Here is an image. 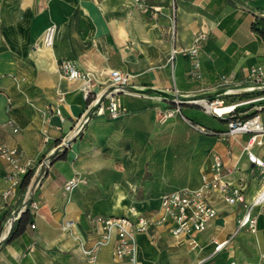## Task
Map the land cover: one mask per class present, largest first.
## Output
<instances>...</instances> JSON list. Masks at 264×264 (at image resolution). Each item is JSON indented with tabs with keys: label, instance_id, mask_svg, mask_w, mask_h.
<instances>
[{
	"label": "crops",
	"instance_id": "obj_1",
	"mask_svg": "<svg viewBox=\"0 0 264 264\" xmlns=\"http://www.w3.org/2000/svg\"><path fill=\"white\" fill-rule=\"evenodd\" d=\"M255 15H264V0H0V140L16 145L33 168L73 135L90 105L77 84L59 74L60 59L89 72L95 92L109 87L111 69L129 73L127 91L119 93L127 112L91 117L43 175L33 172L38 208L8 241L25 192L2 198L8 183L0 158V264H84L82 247L99 236L97 216L157 217L162 194L200 187L215 156L232 169L230 179L246 183L245 198L252 199L261 179L243 151L247 136L225 141L214 132L227 128L224 118L189 101L171 107L169 97L210 98L246 84L241 82L250 79L251 67L264 73V42L251 29ZM50 24L56 36L45 47L42 34ZM198 33L202 38L195 43ZM223 83L233 85L215 88ZM57 91L65 95L60 115L48 109ZM167 107H177L196 130L178 115L160 123ZM260 115L264 123V108ZM176 125L184 128L183 136ZM262 139L252 151L264 160ZM74 174L83 182L67 193L63 183ZM216 205L195 246L176 241L170 221L138 232L139 263L264 264V211L254 207V231L233 234L242 205ZM224 239L228 243L215 251ZM113 245L114 239L100 245L94 264H131L113 255Z\"/></svg>",
	"mask_w": 264,
	"mask_h": 264
},
{
	"label": "built area",
	"instance_id": "obj_2",
	"mask_svg": "<svg viewBox=\"0 0 264 264\" xmlns=\"http://www.w3.org/2000/svg\"><path fill=\"white\" fill-rule=\"evenodd\" d=\"M56 29L55 24H50L44 29L42 43L45 47L53 46ZM201 38L200 33L196 34L194 38L195 43L200 41ZM190 51L194 55L196 54V44L190 48ZM58 72L68 81L76 83L77 89L83 94L85 99H90V105L76 123L73 135L68 138L64 137L59 147L65 145L68 139L77 137L91 117L105 114L110 117H116L127 112V108L121 102L119 93L127 91L124 88L129 84V73L119 69H111L109 72V87L95 92L93 90L94 77L89 72L80 70L72 59H60L58 61ZM263 76L264 73L260 66L249 69V77L254 82L259 83ZM175 92L177 93L176 89ZM174 98V103L179 104L180 98ZM192 101L194 102L196 100ZM64 102V92L57 91L54 103L48 107L49 111L60 115V105ZM215 103L219 105L222 104V101H216ZM209 104L214 105L213 102ZM261 108L258 107L255 113L248 118L242 119L236 117L229 119L227 121V128L224 131V135L227 137L240 134L247 136L243 144V151L261 179V184L252 199L247 201L245 198L246 183L241 180L235 181L230 179L227 175L232 169L229 167L225 168L221 158L215 156L212 172L209 176L203 175V181L200 187H182L162 194L157 217H144L139 215L136 219H132L128 216H97L95 221L98 223L99 236L92 246L82 247L85 256L84 264H94L97 248L111 239H114L112 253L115 257H128L131 264H140L136 256L137 247L135 235L138 232L147 231L151 225H160L167 221L171 222L170 232L176 241L180 243L187 242L195 246L196 234L204 231L209 222L217 214V201L224 202L228 205H242L243 212L237 219L236 229L233 234L239 229L254 231L256 226L254 207L259 206L264 211V160L252 151L253 145L260 146L263 144L264 123L261 120ZM233 110L225 114L229 115ZM166 111L163 114L164 118L170 116L175 111H179V109L176 107L167 109ZM216 115L219 117L223 116ZM60 117L63 119L62 116ZM5 125H8L13 132H16L18 129L12 124V121H7ZM191 126L195 125L191 124ZM45 138L47 139L48 137ZM0 158L7 164L5 178L8 185L2 193V198L7 199L17 194L23 175L29 168H33V163L23 157L21 150L16 145H11L1 140ZM46 158L40 160L37 168H33V172L43 165L46 167L49 166ZM82 181L83 179L80 175L74 174L64 181L63 189L68 193ZM29 187L30 183L27 186L25 197L22 200V203L25 199H27V202L21 206V210L24 211L26 208H29L32 212L38 208L39 203L34 198L36 188L29 193ZM19 215L20 209L11 217V220L17 218ZM30 226L33 228L34 224L31 223ZM228 241L229 239H224L216 242L214 250H220ZM228 264H237V262L235 259H231Z\"/></svg>",
	"mask_w": 264,
	"mask_h": 264
},
{
	"label": "rangeland",
	"instance_id": "obj_3",
	"mask_svg": "<svg viewBox=\"0 0 264 264\" xmlns=\"http://www.w3.org/2000/svg\"><path fill=\"white\" fill-rule=\"evenodd\" d=\"M251 82H254L252 79H249L247 81H243L241 83H246V84H251ZM259 84L261 85L260 88H253V89H247V90H241V91H236V92H231V93H225V94H219L217 96H211L210 98L207 97H193V98H186L185 100H189L190 104H197L200 107H203L202 103L199 102L200 99H205L208 101V103L213 102L214 105H218L217 103H215L216 101H222L223 105H227V104H237V106L234 108V113L238 118H241L245 115H248L249 113H252L255 109H257L258 107H264V76L261 79V81H259ZM233 85L231 83H223L220 85H216L215 88L217 87H226V86H230ZM203 91V90H201ZM196 100L197 102H193L192 100ZM199 99V100H198ZM176 105H178L177 103H175ZM180 104V103H179ZM168 109H172L170 107H167ZM213 113V112H212ZM215 114V113H214ZM178 115L181 116L179 112L175 111L173 112V114H171L170 116L164 118V115H160L159 114V122L160 123H165L167 122V120H169L171 117ZM216 115V114H215ZM228 114H225L220 117H218L216 115V118L219 121H223L220 118H226ZM181 119L182 116H181ZM186 119V118H185ZM189 119H186L183 121L185 122L187 128H190L191 130H196V124L192 123V121H187ZM191 124L195 125V126H191ZM186 128V129H187ZM226 128H222L219 130H215L214 132L223 140L227 141V136L224 135V130ZM175 130L176 133H178L179 135H184V128L182 129L179 125L175 126ZM194 130V131H195ZM220 133V134H219ZM62 141V140H61ZM216 155H218L216 153ZM83 182V181H82ZM30 185L32 183V176L31 179L29 181ZM29 185V184H28Z\"/></svg>",
	"mask_w": 264,
	"mask_h": 264
},
{
	"label": "trees",
	"instance_id": "obj_4",
	"mask_svg": "<svg viewBox=\"0 0 264 264\" xmlns=\"http://www.w3.org/2000/svg\"><path fill=\"white\" fill-rule=\"evenodd\" d=\"M251 29L263 40L264 42V15H255L253 22L251 23ZM175 103H171V107H174ZM264 108V107H263ZM256 110H254L252 113H249L248 115H245L241 117L242 119L250 117L253 113H255ZM234 113V110L226 117L224 120L227 122L231 118H236L237 116ZM33 168H29L27 172L23 175L22 180L19 185L18 191L20 193H24L27 189V186L29 184V181L31 179V176L33 175ZM30 210L29 208H26L19 216L17 221L13 224L11 227L8 236L6 237V240L12 239L14 236L22 232L25 228V225L30 221ZM1 231V226H0Z\"/></svg>",
	"mask_w": 264,
	"mask_h": 264
},
{
	"label": "bare ground",
	"instance_id": "obj_5",
	"mask_svg": "<svg viewBox=\"0 0 264 264\" xmlns=\"http://www.w3.org/2000/svg\"><path fill=\"white\" fill-rule=\"evenodd\" d=\"M260 87H261V85L259 83L251 82V84H244V85H240L237 87L226 88V89L222 90L221 93L225 94V93H231V92L253 89V88H260ZM199 102L202 103V105H204L208 110L212 111L215 114H219V115H223L226 112L231 111L232 109H234L237 106V104H234V103L227 104V105H223V104L210 105L208 103V101L205 99H200Z\"/></svg>",
	"mask_w": 264,
	"mask_h": 264
},
{
	"label": "water",
	"instance_id": "obj_6",
	"mask_svg": "<svg viewBox=\"0 0 264 264\" xmlns=\"http://www.w3.org/2000/svg\"><path fill=\"white\" fill-rule=\"evenodd\" d=\"M169 99H170V101H175V98L174 97H169ZM186 98H180L179 99V102L180 103H182V102H184V101H189V100H185ZM194 100V99H193ZM194 102H197V101H194ZM74 140V138H70V139H68L67 141H66V143H65V145H63L62 147H59L58 149H56L55 151H53L52 153H51V155H49L47 158H46V162L48 163V165L52 162V160L54 159V158H56L58 155H59V153H60V151L61 150H64L67 146H69L70 144H71V142ZM46 169H47V167L45 166V165H43L42 167H40L39 169H38V173H40V174H44L45 173V171H46ZM35 182L36 181H33L32 183H31V185H30V187H29V193H31L36 187L34 186L35 185ZM26 202H27V199H25L24 201H23V203H22V206L23 205H25L26 204ZM22 208V207H21ZM23 211L20 209V214L22 213ZM14 220V219H13ZM13 220L11 221V224H10V226H9V230H10V228H11V226H12V222H13Z\"/></svg>",
	"mask_w": 264,
	"mask_h": 264
}]
</instances>
